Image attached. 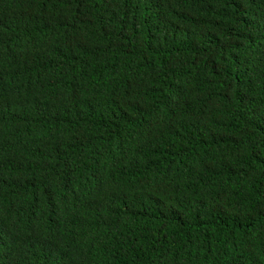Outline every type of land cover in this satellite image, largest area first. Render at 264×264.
Listing matches in <instances>:
<instances>
[{
    "label": "trees",
    "instance_id": "1",
    "mask_svg": "<svg viewBox=\"0 0 264 264\" xmlns=\"http://www.w3.org/2000/svg\"><path fill=\"white\" fill-rule=\"evenodd\" d=\"M0 264H264V0H0Z\"/></svg>",
    "mask_w": 264,
    "mask_h": 264
}]
</instances>
